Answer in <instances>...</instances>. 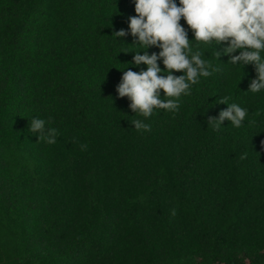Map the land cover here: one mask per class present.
Wrapping results in <instances>:
<instances>
[{"label":"trees","instance_id":"16d2710c","mask_svg":"<svg viewBox=\"0 0 264 264\" xmlns=\"http://www.w3.org/2000/svg\"><path fill=\"white\" fill-rule=\"evenodd\" d=\"M136 15L134 0H0V264H264V89L246 92L255 67L218 60L181 18L189 57L201 52L210 76L168 97L177 112L135 115L116 92L119 69L147 66L120 52L139 50L130 34H112ZM224 96L248 113L213 131ZM34 117L53 118L55 144L29 132Z\"/></svg>","mask_w":264,"mask_h":264},{"label":"clouds","instance_id":"9594fccd","mask_svg":"<svg viewBox=\"0 0 264 264\" xmlns=\"http://www.w3.org/2000/svg\"><path fill=\"white\" fill-rule=\"evenodd\" d=\"M136 16L128 17L129 28L113 32L115 38H124L129 34L133 37L130 48L120 52H134L131 63L140 66L137 73L131 68L123 71L116 87L119 98L127 97L129 108L135 115L142 114L148 118L154 109L179 110V98L187 93L190 85H196L199 77H208L210 72L207 61L202 59V53L197 51L189 57L191 48L188 32L181 26L183 18L194 34V41L211 44L215 42V57L228 56V62L251 64L255 67L256 77L250 81L246 92L258 93L264 89V61L261 52L264 51V0H134ZM225 43L221 50L217 46ZM158 47L161 51L149 54L147 49ZM198 46V45H197ZM239 50V54H235ZM143 51V54H141ZM119 52V53H120ZM162 60L163 69L157 61ZM173 71L182 72L177 77ZM165 73L166 75H161ZM160 90L164 96L161 98ZM230 97L224 96L217 104H226L227 108L218 116H208L207 125L213 131H219L223 122L228 120L233 127H242L248 109L241 108L236 103H229ZM134 115V116H135ZM53 120L32 118L29 121V132L38 136L37 142L43 141L49 145L55 144L59 130L47 127ZM136 131H151V125L141 119L130 121ZM75 142V139L73 140ZM87 144H81L82 151L87 150ZM247 153L240 159H246ZM175 217L176 209L171 210Z\"/></svg>","mask_w":264,"mask_h":264}]
</instances>
